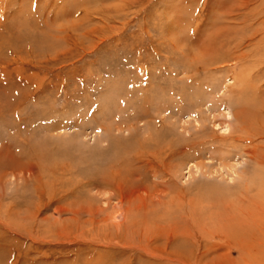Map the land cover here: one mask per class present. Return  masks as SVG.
I'll return each instance as SVG.
<instances>
[{
	"label": "rangeland",
	"instance_id": "obj_1",
	"mask_svg": "<svg viewBox=\"0 0 264 264\" xmlns=\"http://www.w3.org/2000/svg\"><path fill=\"white\" fill-rule=\"evenodd\" d=\"M0 264H264V0H0Z\"/></svg>",
	"mask_w": 264,
	"mask_h": 264
},
{
	"label": "bare ground",
	"instance_id": "obj_2",
	"mask_svg": "<svg viewBox=\"0 0 264 264\" xmlns=\"http://www.w3.org/2000/svg\"><path fill=\"white\" fill-rule=\"evenodd\" d=\"M239 100H244L242 97L239 99ZM227 129V128H226ZM225 128H224V130H226ZM235 144V143H234ZM258 174V173H257ZM102 177V176H101ZM103 179V178H102ZM104 180V179H103ZM103 180H101V181H103ZM104 181H107V180H104ZM108 182V181H107ZM260 182V181H259ZM260 186V185H259ZM263 189V188H262Z\"/></svg>",
	"mask_w": 264,
	"mask_h": 264
}]
</instances>
